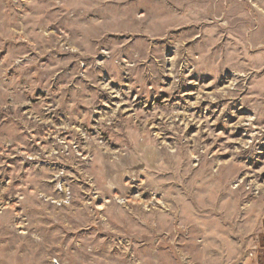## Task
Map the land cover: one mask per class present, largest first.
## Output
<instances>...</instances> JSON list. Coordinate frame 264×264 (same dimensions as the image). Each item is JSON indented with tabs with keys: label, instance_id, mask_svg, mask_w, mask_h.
<instances>
[{
	"label": "rangeland",
	"instance_id": "obj_1",
	"mask_svg": "<svg viewBox=\"0 0 264 264\" xmlns=\"http://www.w3.org/2000/svg\"><path fill=\"white\" fill-rule=\"evenodd\" d=\"M0 264H264V0H0Z\"/></svg>",
	"mask_w": 264,
	"mask_h": 264
}]
</instances>
